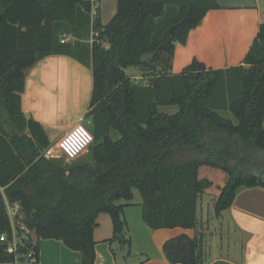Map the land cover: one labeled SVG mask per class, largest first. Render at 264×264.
Here are the masks:
<instances>
[{
  "label": "trees",
  "instance_id": "16d2710c",
  "mask_svg": "<svg viewBox=\"0 0 264 264\" xmlns=\"http://www.w3.org/2000/svg\"><path fill=\"white\" fill-rule=\"evenodd\" d=\"M215 8L217 0H118L103 24L99 16L92 22L89 0H0V234L11 233L8 206L19 203L17 225L37 235L35 242L19 229L21 250L38 257L40 239H57L81 253V264H95L98 215L111 216L116 241L135 190L143 220L160 229L197 227L202 182L218 194L217 216L241 187L264 188V23L242 63L208 68L194 59L173 71L176 44ZM64 35L73 39L62 42ZM52 54L93 71L94 142L70 162L45 156L53 143L22 109L27 69ZM131 66L145 84L127 73ZM6 247L0 242V264L15 260ZM163 248L172 263L206 262L202 234L178 235Z\"/></svg>",
  "mask_w": 264,
  "mask_h": 264
},
{
  "label": "crops",
  "instance_id": "0c3cea01",
  "mask_svg": "<svg viewBox=\"0 0 264 264\" xmlns=\"http://www.w3.org/2000/svg\"><path fill=\"white\" fill-rule=\"evenodd\" d=\"M217 2L219 8L208 11L202 23L190 31L186 44H176L174 72H181L194 59L208 68H225L244 61L259 33L260 24L264 23V0ZM100 3L99 17L106 24L116 13L118 0H100ZM70 38L68 36L67 41L73 39ZM93 87L90 66L69 55L52 54L27 69L22 109L27 117L41 123L50 141L56 144L77 123L86 118L91 122L87 112ZM64 116L70 120L59 130L58 124ZM55 129H58L55 132L58 140L54 143L51 134ZM202 183L199 194L211 196L215 209L218 194L206 182ZM134 206L124 209L127 228L123 236L131 241L129 250L120 238L110 241L114 236L111 216L106 212L98 215L94 231L95 264H182L168 260L163 248L165 242L181 234L206 237L211 231L210 226L206 231L200 220L195 228L153 229L143 220L142 209L133 211ZM210 217L218 219L222 228L230 229L228 236L221 235L220 239L216 231L211 247H219L225 237H228L229 247L222 254L207 252L205 264H264L263 187H241L229 208L219 216L215 211L211 212ZM29 264H81V253L69 249L61 240L40 239L37 261L30 260Z\"/></svg>",
  "mask_w": 264,
  "mask_h": 264
},
{
  "label": "built area",
  "instance_id": "2783aa9c",
  "mask_svg": "<svg viewBox=\"0 0 264 264\" xmlns=\"http://www.w3.org/2000/svg\"><path fill=\"white\" fill-rule=\"evenodd\" d=\"M91 2V18L92 22L100 14V0H89ZM68 36L64 35L62 42L67 41ZM94 142V135L92 131L83 123H77L68 133H66L56 144L50 146L45 151V156L48 158H59V154L64 156L66 161L80 157L90 145ZM9 214L12 221V231L2 232L0 234V242L6 243V250L9 254L14 255L15 260L12 264L20 260H35L37 251L34 248H29L26 251L20 248V233L19 229L23 231V235H31L32 232L24 224L17 225L16 217L20 210V204L9 205ZM19 227V228H18Z\"/></svg>",
  "mask_w": 264,
  "mask_h": 264
},
{
  "label": "rangeland",
  "instance_id": "374dc122",
  "mask_svg": "<svg viewBox=\"0 0 264 264\" xmlns=\"http://www.w3.org/2000/svg\"><path fill=\"white\" fill-rule=\"evenodd\" d=\"M127 73L133 79H137L139 81L141 80V82L144 83V84L147 81V79L143 77V71L140 68L131 66V67L127 68ZM174 111H176L175 108H170V109L167 110V112H169V113H172ZM69 120H70V117H68V116L62 117V119H61L60 123L58 124L57 128L59 129L64 124H66ZM83 123L89 129L91 128V122H89L87 118L83 121ZM58 129H55L54 133L51 134V136L54 138V141H53L54 143L58 140L55 137V132H57ZM59 130H61V129H59ZM88 151H89V149L86 150L81 156H85L88 153ZM59 156L60 157L58 159L66 161L64 156H62L60 154H59ZM201 185H204V183H202ZM202 187H204V186H202ZM141 201H142L141 193L138 190H135V196H134V199H133V202H134L135 206L133 208L134 209L133 211H135V209L136 210L138 209V211L140 212V210L142 209ZM214 211H215L214 203H213V199L211 198V196L206 195V194H204V195L199 194V198H198V217H199L200 222H202L201 225L203 224L205 226L206 231H207V227L208 226H210V230H211V231L207 232V235L205 237L206 251L207 252H215V253H218V254H222L224 252L226 253L227 250H228V247H229V244H228L229 242H228V239H227L228 237H225L224 241L221 244H219L218 245L219 247H217V248L216 247H214V248L211 247V244L213 243V239L212 238H213V235L215 234L216 231L218 232V238L219 239H220L221 235L224 236V234H226L225 236H228V233L230 232L229 231L230 229L227 230V229L222 228L218 219H215V218L211 219V217H210L211 216V212H214ZM31 236H32L33 240L35 242H37V235H36L35 231H32ZM219 239H218V241H219ZM128 250H129V248H128ZM29 261L30 260H20V261H18L17 264H23V263L29 264Z\"/></svg>",
  "mask_w": 264,
  "mask_h": 264
},
{
  "label": "water",
  "instance_id": "95a60500",
  "mask_svg": "<svg viewBox=\"0 0 264 264\" xmlns=\"http://www.w3.org/2000/svg\"><path fill=\"white\" fill-rule=\"evenodd\" d=\"M174 29V26L170 27L163 35V40L165 42H170L171 40V34H172V30ZM157 54V51H152V52H147V53H144L142 56H141V61L143 63L151 60L154 58V56ZM118 237L120 239L123 238V235L122 234H118Z\"/></svg>",
  "mask_w": 264,
  "mask_h": 264
}]
</instances>
